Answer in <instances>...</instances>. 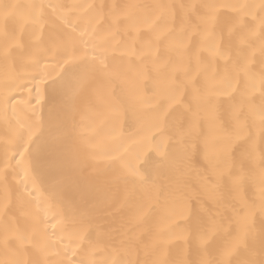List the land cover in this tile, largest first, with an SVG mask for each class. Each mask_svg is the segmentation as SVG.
Returning a JSON list of instances; mask_svg holds the SVG:
<instances>
[{
    "label": "snow or ice",
    "instance_id": "snow-or-ice-1",
    "mask_svg": "<svg viewBox=\"0 0 264 264\" xmlns=\"http://www.w3.org/2000/svg\"><path fill=\"white\" fill-rule=\"evenodd\" d=\"M105 7L0 0L5 74L31 68L37 97L46 85L52 101L85 121L69 130L22 120L21 102L6 92L0 103L15 151L4 169L19 156L16 165L45 177L69 136L85 159L118 166L91 189L110 195L67 203L51 219L32 193L6 191L0 264H264V0ZM49 59L64 69L57 79ZM25 110L36 111L31 101ZM129 118L134 132L125 131ZM205 124H221L243 147L227 169L219 156L205 157L211 203L182 183ZM248 187L255 198L237 207L236 193Z\"/></svg>",
    "mask_w": 264,
    "mask_h": 264
},
{
    "label": "bare ground",
    "instance_id": "bare-ground-1",
    "mask_svg": "<svg viewBox=\"0 0 264 264\" xmlns=\"http://www.w3.org/2000/svg\"><path fill=\"white\" fill-rule=\"evenodd\" d=\"M3 2L18 3L21 5L32 2H43L51 4H90L104 5V12L110 10L113 5H125L129 3L139 4H188L200 3L203 0H3ZM51 13V10H48ZM67 11V9H66ZM179 11V10H177ZM80 13H73L75 18ZM100 23H104L103 19ZM47 73L51 79H57L64 71L55 60H47ZM67 66H65L66 68ZM36 73L31 68L20 69L15 74H5V69L0 63V101L3 100L5 93L15 97L18 103L16 105L17 113L22 120H32L39 118L48 124L53 121L63 123L69 130L76 127L78 130H83L85 121L79 113L73 112L59 100L52 101L50 98L47 86L39 85L41 88L40 96L37 97L35 86L38 84L40 76H36V80L32 77ZM51 79L48 81L51 82ZM139 87L144 89V81L139 82ZM37 98L39 104L36 103ZM31 101V107L35 108V113L26 111L27 102ZM6 106L0 103V169L7 172L6 182L2 172H0V202H3L5 192L11 197H15L19 192L25 195L32 193L30 199L37 201L44 209L49 219L56 215L62 206L67 203L76 205L81 204L85 199L93 197L100 198L104 195H110V192L104 190L91 191L92 188H99L106 178H110L114 174V170L118 167L113 165L111 169L106 168L110 162L97 158L96 160H87L79 150V142L76 136H69L66 140V147L63 157L56 162L48 174L39 178L37 174L28 170H23L16 165L15 160L20 159L16 156L11 160V164L7 169H4V157H12L15 151V141L10 133V123L3 118V111ZM14 124L15 120L11 119ZM222 124V122H221ZM221 124L210 126L205 124L202 128H197L196 132L200 135L199 149L195 156L185 161L184 172L182 175V183L184 188L193 198L199 197L201 201L209 200L208 192L205 189L204 178L208 175L206 171V156L217 155L220 158L221 169H227L232 163L231 155L233 151L239 156L243 151L241 142L234 140L229 143L226 134L220 130ZM132 120L129 118L124 122L125 131H136L135 127H131ZM145 135H149L145 133ZM206 140V143H205ZM27 155V154H26ZM123 185H121V188ZM256 189L248 187L247 190L242 189L236 193L237 200L235 203L239 207L240 200H251L255 198ZM230 214V213H229ZM52 223H56L52 220ZM49 227V234L52 232Z\"/></svg>",
    "mask_w": 264,
    "mask_h": 264
}]
</instances>
